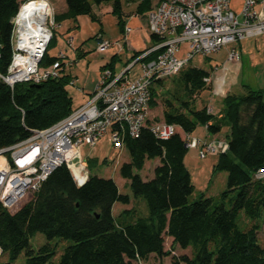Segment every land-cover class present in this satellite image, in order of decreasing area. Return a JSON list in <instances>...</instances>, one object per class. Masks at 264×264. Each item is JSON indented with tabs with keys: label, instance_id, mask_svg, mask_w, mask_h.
<instances>
[{
	"label": "trees",
	"instance_id": "trees-1",
	"mask_svg": "<svg viewBox=\"0 0 264 264\" xmlns=\"http://www.w3.org/2000/svg\"><path fill=\"white\" fill-rule=\"evenodd\" d=\"M105 2L111 4V13L123 30L120 0H64L65 9L54 13V23H75L81 15L95 20L93 7ZM151 3L139 0L136 12L145 15ZM17 8L18 0H0L1 72L11 58L10 20ZM150 37L153 43L159 41L155 35ZM53 38L52 31L48 46ZM94 39L101 37L97 34ZM47 49L41 65L58 59L49 56ZM76 51L80 57L81 49ZM144 52H134L131 60ZM154 55L151 52L135 63L151 60ZM107 67L112 71L111 63L102 70ZM209 76L208 71L188 63L168 77L170 88L164 86L166 78L154 80L148 110L156 109L159 101V114L147 116L139 135L124 140L129 159L118 172L133 199H143L147 213L131 206L114 215L115 203L128 206L132 198L120 192L111 178L89 174L77 186L67 166L60 165L15 211L9 212L0 204V249L6 257L0 264H15L21 253L23 264H149L150 257L162 259L175 247L189 249V254L172 255V264H264V245L256 236L264 220V176H256L264 169V88L255 90L244 84L238 91L228 92L216 117L205 105L196 104L200 93L210 88L204 81ZM70 79L62 68L58 77L36 84L18 83L11 89L0 81V149L67 116L74 109L66 88ZM153 123L171 124L174 133L159 139L150 130ZM198 126L210 134L228 128L225 138H220L226 140L227 150L216 155L213 165L214 171L226 173L225 189L216 197L201 194L189 201L193 185L184 164L187 148L183 136H191ZM151 159H158V164L152 177L143 180L138 172ZM227 199L228 208L224 204ZM240 212L243 217L239 219ZM258 218L259 223L254 221ZM36 233L43 234L46 242L33 250L29 240ZM165 236L171 238L169 251L164 249ZM54 238L71 241L56 263L52 262Z\"/></svg>",
	"mask_w": 264,
	"mask_h": 264
},
{
	"label": "built area",
	"instance_id": "built-area-1",
	"mask_svg": "<svg viewBox=\"0 0 264 264\" xmlns=\"http://www.w3.org/2000/svg\"><path fill=\"white\" fill-rule=\"evenodd\" d=\"M144 16L149 34L159 41L135 59L134 63L155 53L151 60L140 62L137 78L128 77L133 63L117 76L104 68L86 103L51 126L32 130L26 139L0 149V204L7 211H15L60 165L67 166L77 186L82 185L89 174L80 158L83 144L91 147L108 133L112 147L119 152L125 138L137 137L148 116L149 88L154 80L175 75L195 55L207 57L226 45L264 34V0H242L238 11L231 0H152ZM10 23L11 58L6 70L0 71V81L12 89L18 83L36 84L58 77L62 54L51 64H40L55 26L49 0H18ZM131 32L124 22V37ZM111 45L108 40H96L97 50ZM227 59L239 60L235 48ZM204 81L209 83V78ZM150 130L166 139L175 127L153 123ZM183 140L187 149L199 147L201 159L227 150L225 139L201 143L185 133ZM256 176L263 177L264 169Z\"/></svg>",
	"mask_w": 264,
	"mask_h": 264
},
{
	"label": "rangeland",
	"instance_id": "rangeland-1",
	"mask_svg": "<svg viewBox=\"0 0 264 264\" xmlns=\"http://www.w3.org/2000/svg\"><path fill=\"white\" fill-rule=\"evenodd\" d=\"M121 1V10L122 11H133L135 4L138 0H120ZM53 12L57 13L61 10L64 0H49ZM111 4L102 3L100 6H94L93 12L96 15L95 20H91L86 15L78 16L73 21H63L56 24L53 28L54 38L50 42L47 54L49 56H58L59 53L63 55L61 61L64 62L62 67L64 73H68L70 70L73 75H77L80 78L85 74L87 65L89 66L91 62L96 63L102 59H108V62L112 65V74L117 76L122 71H124L128 65L132 64L134 60H131L130 57L128 64L125 63V48H124V39L122 32L120 31L119 25L117 24L116 15L111 13ZM74 23L73 28H69L70 24ZM128 24V22H127ZM129 25V24H128ZM97 34L100 35L101 39L108 40L112 45L106 50H97L95 49V40L94 36ZM70 39V44L67 42ZM241 43L229 44L213 53L223 57L230 51V47H233L239 53V60L237 65L238 74H235V77L242 85H248L252 89L258 90L264 88L263 73H264V34L256 38H250L240 41ZM81 49L80 54L82 56H77V48ZM124 49V50H123ZM123 50V51H122ZM108 54L109 56L107 57ZM213 54L209 55L212 56ZM211 59L203 57L200 55H195L189 62L191 66L196 68L209 71V62ZM76 61V62H75ZM212 61V60H211ZM130 63V64H129ZM127 64V65H126ZM141 73L140 64H135L131 70L128 72V77L130 79L137 78ZM165 88L171 87V78H166L164 80ZM69 92L73 95V106L79 105L81 102L84 104L89 99L87 96L76 97L74 88H72V82L70 79L69 84L66 87ZM240 88H237L238 91ZM207 91H202L201 99L207 96ZM86 101V102H85ZM162 105L158 101V106L156 109H149L148 116L154 118L158 116L159 111ZM228 128L223 127L220 131V137L225 138ZM186 157V168L190 175V180L193 185V191L188 197L189 201H194L199 198L201 194L208 197H216L221 191L225 189V178L226 173L223 171H214L213 165L216 162V155H208L204 159L198 157V152L196 149H187ZM80 158L84 160V165L87 168V171L91 175H96L103 178H111L118 189L122 193L128 194L132 201L128 204V208L134 206L143 213H147V208L142 198L133 199L131 192L127 185L126 180L122 179L119 175V167L123 162H126L129 159L128 153L125 148L119 152L112 147L110 142L109 134L105 133L102 135L93 146H88L83 144L80 147ZM158 164L157 159L147 160L144 163L143 168L138 172L140 177L143 180L150 179L153 175V169ZM88 174V175H89ZM30 196L26 197L20 204L25 202ZM225 207L228 208L229 201L224 200ZM122 204L116 203L114 211L121 206ZM239 219L243 217V214L240 212L238 214ZM257 223L261 221V218L254 220ZM258 241L264 245V220L258 225L256 232ZM46 242V238L41 233H36L29 240V244L33 250ZM51 243L55 247V255L52 259L53 263H56L63 249L71 244L70 240H64L59 238H54ZM171 247V238L165 236L164 238V249L170 250ZM171 255L166 256L162 259H155L150 257L149 264H156L159 261L163 264H172L171 256L189 254V249H179L175 247L171 251ZM1 261H5V256H0ZM15 264L24 263V253H21L16 260ZM146 264V263H139Z\"/></svg>",
	"mask_w": 264,
	"mask_h": 264
},
{
	"label": "crops",
	"instance_id": "crops-1",
	"mask_svg": "<svg viewBox=\"0 0 264 264\" xmlns=\"http://www.w3.org/2000/svg\"><path fill=\"white\" fill-rule=\"evenodd\" d=\"M241 1L242 0H231V6L235 11H238L240 9ZM138 2H139V0L135 4V7L132 8V9H134L133 11L131 10V11L126 12V11L121 10V18L120 19L123 20V23L128 22L129 26L132 28V32L129 35H127L124 39L125 52L123 54L125 56V63H128V61H129L128 57L131 58V56L134 52H139L142 50L146 51L149 48H151L154 44L153 41L151 40L150 34L147 30L144 13L140 14V13L136 12V6H137ZM64 9H65V5L63 3V6L59 12L64 11ZM70 25L71 26H69V28L70 27L73 28L75 26L74 23H71ZM120 31L122 32L123 30L120 29ZM122 34H123V32H122ZM123 37H124V34H123ZM239 43H241V42H239ZM239 43H237V44H239ZM95 45H96V40H95ZM232 48L233 47H230V49H232ZM95 49H96V46H95ZM228 52L229 51H227V53L223 57L217 55V53L213 54L212 56H208V58L212 60V61L210 60V62H209L210 70L208 71L210 73V76H209L210 88L208 90H206L207 96H205V98L201 99L200 96H201L202 92L200 93V96H199L197 103H196L198 107L205 105L208 109H210V113L216 117H219V115H220L222 98L228 92H234L237 90V88H240V86H241V84L239 83V81L235 77V74H238V70H237L238 61L228 60L227 59ZM106 55H107V57L109 56L108 54H106ZM108 63L109 62H108L107 58L102 59L101 61H97L96 63L91 62V64L89 66L87 65V68L85 70V74H83L80 78H78L77 75H73L70 70L68 71L67 74H69L71 77L72 88H74V92L76 94V97H83V96H87L88 98L91 97V95L94 91V88L97 84L99 75L102 71V67ZM135 64L133 62V66ZM138 64H140V63H138ZM132 67H131V69H132ZM106 69L110 70L109 67H107ZM131 69H129V70H131ZM67 91H68L69 95L71 96L72 102H73V95L69 92L68 89H67ZM82 104L83 103L81 102L79 105H77L75 107L73 106V107L76 108ZM220 134H221L220 132L217 134H210L207 132V130L204 126H198V127H196L194 132L191 134V136L199 139L200 142L203 143V142L222 138V137H220ZM194 149H196V151L198 152L199 147H196ZM157 161H158V159H157ZM184 164L186 166V157L184 158ZM115 205H116V203L112 207V213L114 215H117V213L119 211H121L122 209L128 208L127 205H121V206H118L116 211H114Z\"/></svg>",
	"mask_w": 264,
	"mask_h": 264
},
{
	"label": "bare ground",
	"instance_id": "bare-ground-1",
	"mask_svg": "<svg viewBox=\"0 0 264 264\" xmlns=\"http://www.w3.org/2000/svg\"><path fill=\"white\" fill-rule=\"evenodd\" d=\"M0 160H1V158H0Z\"/></svg>",
	"mask_w": 264,
	"mask_h": 264
}]
</instances>
